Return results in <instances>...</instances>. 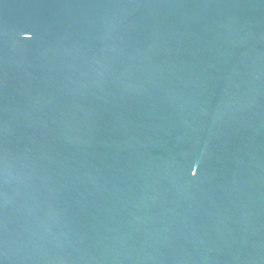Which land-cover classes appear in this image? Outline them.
Masks as SVG:
<instances>
[{"label": "water", "instance_id": "1", "mask_svg": "<svg viewBox=\"0 0 264 264\" xmlns=\"http://www.w3.org/2000/svg\"><path fill=\"white\" fill-rule=\"evenodd\" d=\"M0 264H264V0H0Z\"/></svg>", "mask_w": 264, "mask_h": 264}]
</instances>
